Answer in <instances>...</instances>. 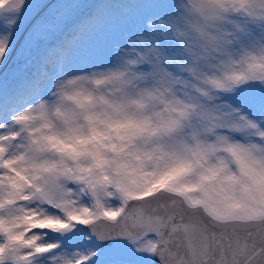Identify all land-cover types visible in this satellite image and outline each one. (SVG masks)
I'll use <instances>...</instances> for the list:
<instances>
[{
    "label": "snow or ice",
    "instance_id": "obj_1",
    "mask_svg": "<svg viewBox=\"0 0 264 264\" xmlns=\"http://www.w3.org/2000/svg\"><path fill=\"white\" fill-rule=\"evenodd\" d=\"M0 264H264V0H0Z\"/></svg>",
    "mask_w": 264,
    "mask_h": 264
},
{
    "label": "rangeland",
    "instance_id": "obj_2",
    "mask_svg": "<svg viewBox=\"0 0 264 264\" xmlns=\"http://www.w3.org/2000/svg\"><path fill=\"white\" fill-rule=\"evenodd\" d=\"M49 4H55L58 0H46ZM19 49V44L16 45L14 49L7 57L6 62L0 65V82H2L5 77L12 80L14 76L22 73L25 69V63L23 60L17 59V50ZM24 63L23 65H20Z\"/></svg>",
    "mask_w": 264,
    "mask_h": 264
},
{
    "label": "trees",
    "instance_id": "obj_3",
    "mask_svg": "<svg viewBox=\"0 0 264 264\" xmlns=\"http://www.w3.org/2000/svg\"><path fill=\"white\" fill-rule=\"evenodd\" d=\"M25 63V62H24ZM24 63H21L20 65H23ZM24 71L23 72H25V71H27V69H26V67H24ZM10 80V79H9ZM11 81V80H10Z\"/></svg>",
    "mask_w": 264,
    "mask_h": 264
}]
</instances>
